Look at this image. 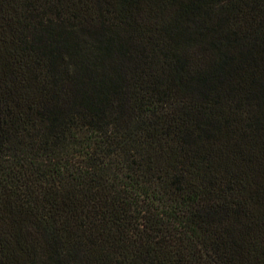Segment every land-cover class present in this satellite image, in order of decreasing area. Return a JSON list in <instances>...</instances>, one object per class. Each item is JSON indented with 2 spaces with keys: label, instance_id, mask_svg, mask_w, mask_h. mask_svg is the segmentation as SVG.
<instances>
[{
  "label": "trees",
  "instance_id": "obj_1",
  "mask_svg": "<svg viewBox=\"0 0 264 264\" xmlns=\"http://www.w3.org/2000/svg\"><path fill=\"white\" fill-rule=\"evenodd\" d=\"M0 264H264V0H0Z\"/></svg>",
  "mask_w": 264,
  "mask_h": 264
}]
</instances>
